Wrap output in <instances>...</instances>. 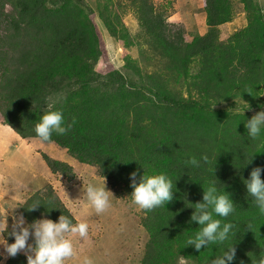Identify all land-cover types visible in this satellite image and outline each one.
<instances>
[{"label":"trees","instance_id":"trees-1","mask_svg":"<svg viewBox=\"0 0 264 264\" xmlns=\"http://www.w3.org/2000/svg\"><path fill=\"white\" fill-rule=\"evenodd\" d=\"M97 6L108 36L139 49L137 59H123L127 77L114 69L96 71L105 53L84 0H0L2 125L22 139H38L34 127L42 115L59 110L72 127L46 143L95 168L113 190L130 196L134 171L173 180L170 202L141 211L147 241L139 264H207L233 243V264H252L264 255V215L243 180L264 167V131L252 140L244 125L252 118L249 110L264 109V6L258 0H204L206 32L189 43L184 28L168 22L171 3L98 0ZM239 13L244 26L230 32ZM124 14L133 15L137 35L130 36ZM238 102L244 113L230 114ZM202 155L209 163L199 168L183 163ZM43 159L53 174L73 180L68 165ZM210 180L230 195L235 211L223 222L237 228L225 244L197 252L186 243L199 230L189 223V207L202 201ZM34 203L41 206L30 210ZM15 206L28 225L43 218L57 222L62 214L75 223L50 187ZM4 264L27 259L21 252Z\"/></svg>","mask_w":264,"mask_h":264},{"label":"rangeland","instance_id":"rangeland-1","mask_svg":"<svg viewBox=\"0 0 264 264\" xmlns=\"http://www.w3.org/2000/svg\"><path fill=\"white\" fill-rule=\"evenodd\" d=\"M152 1L156 7L171 3L167 10L168 22L184 28V39L187 43L191 42L194 36L203 35L206 32L205 15L202 11L204 0ZM84 2L94 13L93 20L99 27L98 33L105 53V58L99 61L96 71L104 75L114 69L127 77L128 74L122 65L123 59L126 56L137 59L139 49H129L128 46L114 41L102 29L96 14L98 0H84ZM258 2L259 5L264 6V0H258ZM123 22L128 28L130 36L139 33V28L132 14H124ZM243 26L244 20L239 13L229 25V31L239 30ZM244 107L245 105L238 102L228 112L230 114L244 113ZM256 113L257 111L252 109L248 111V115L251 117ZM1 124L2 118L0 115ZM44 156L52 161L65 163L70 167L74 166L72 168L75 178L69 182L62 176H54L50 181L46 174L48 167L42 161ZM0 168V188L3 189L6 186L17 194L23 193L24 197L22 198L25 200L32 193L50 187L58 199L64 201L65 205L63 206L71 216L72 214L75 216V223L86 222L89 225L87 238L81 240L79 236L68 237L73 242L78 258L67 260L65 264H80L84 256L92 259L93 264L140 263L142 251L147 241V234L140 224L142 209L132 204L131 198L125 193L113 190L105 182L106 189L112 193L110 194L111 206L104 213L97 214L86 197V188L89 183L96 186H103L104 183V180L98 177L95 168L80 165L55 144H46L36 139L22 142L8 127L0 128ZM66 188L73 191L72 195H69ZM5 196L10 199L12 197V199H15L13 201L23 202V200L20 195L18 198L15 194L11 195L8 191L2 193L0 190V222L7 223L8 226L7 230L0 233V243L5 240L8 244H11L14 241L10 233L14 230L19 215L15 213L17 211L15 204L11 208L12 211L9 210L10 207L6 205L4 200ZM0 255L2 256L0 264H4L8 256L3 245H0ZM178 264L185 263L180 262Z\"/></svg>","mask_w":264,"mask_h":264},{"label":"clouds","instance_id":"clouds-1","mask_svg":"<svg viewBox=\"0 0 264 264\" xmlns=\"http://www.w3.org/2000/svg\"><path fill=\"white\" fill-rule=\"evenodd\" d=\"M73 123H75L74 119ZM244 126L247 129V137L252 140L260 137L262 131H264V110L257 112L251 119H248ZM71 127V124L65 125L62 111L52 110L42 115L40 122L34 127V132L39 141L46 143L51 142L53 134L64 135L70 131ZM183 163L193 168H199L202 163H209V157L207 155H202L199 159L189 157ZM70 168L74 176L73 168ZM262 173H264V167H255L250 172L248 179L243 180L247 194L254 202L260 215H264V180L261 179ZM129 179L132 188L129 196L131 203L142 210L151 211L165 206L173 199L175 183L166 174L145 175L144 172L140 176L138 171H134L130 173ZM216 180L208 181L207 187H202V201L191 204L192 207H189L194 209L189 223L198 224L199 230L194 236L189 237L186 243L187 246L194 247L197 252L201 248L207 249L209 245L225 244L235 235V229L237 228V225L233 222H223L234 213L235 205L225 190L221 192L218 189ZM110 194L112 193L106 189L105 179L103 186L89 183L86 188L87 201L97 214L104 213L111 206ZM39 206H41L39 203H34L30 210H36ZM7 227V223L0 222V233L7 230ZM88 234L89 225L86 222L74 223L69 216L64 214L59 216L57 222L50 219H40L30 225L26 224L23 216H20L16 219L14 230L10 233L14 238V242L8 244L3 240L0 245L4 246V251L9 257H15L18 253L23 252L27 264H65L67 260L78 258L73 242L68 237L79 236L83 240L88 237ZM30 239L33 243H29ZM234 244L225 247L220 255L208 260L207 264H233L236 259ZM80 264H93V261L84 256ZM252 264H264V255H259L255 260H252Z\"/></svg>","mask_w":264,"mask_h":264},{"label":"crops","instance_id":"crops-1","mask_svg":"<svg viewBox=\"0 0 264 264\" xmlns=\"http://www.w3.org/2000/svg\"><path fill=\"white\" fill-rule=\"evenodd\" d=\"M4 127H6V126H3L2 124L0 125V128H4ZM18 138H20L19 136H18ZM20 140L22 141V142H25V141H27V139H21L20 138ZM26 144L27 145H29V143H27L26 142ZM43 161V160H42ZM74 165V164H73ZM72 167H74V166H72ZM47 168V167H46ZM1 169V168H0ZM47 171V177H48V179H50V181L54 178V176H56V177H59L58 175H53L50 171H49V169L47 168L46 169ZM5 178V177H4ZM48 185V184H47ZM6 188V189H5ZM67 189V191H68V193H69V195H72V193H73V191H71L69 188H66ZM0 190L2 191V193L3 192H6V191H8L11 195L13 194H15L18 198H19V195L21 196V198L23 197V193H19V194H17V193H15L10 187H6V186H4V188L2 189V187L0 188ZM26 190H28L27 188H26ZM63 192H64V190H62ZM23 192V191H22ZM32 192V191H31ZM24 194H25V192H24ZM5 202H6V205L8 206V207H10L9 208V210H11V208H13V205L14 204H18V203H22V202H20V201H13V200H15V199H12V197H11V199L10 198H7V196H5ZM22 200H23V198H22ZM61 202H62V204L63 205H65L64 204V201L63 200H61ZM12 211V210H11ZM69 212V211H68ZM71 215V214H70ZM72 217L75 219V216L72 214Z\"/></svg>","mask_w":264,"mask_h":264}]
</instances>
